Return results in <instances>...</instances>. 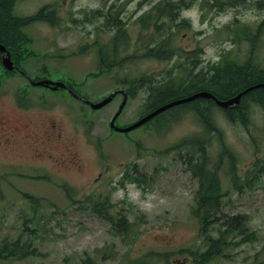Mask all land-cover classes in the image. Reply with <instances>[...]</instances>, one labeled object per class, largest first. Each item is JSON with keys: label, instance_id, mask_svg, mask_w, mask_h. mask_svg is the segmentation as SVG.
<instances>
[{"label": "rangeland", "instance_id": "374dc122", "mask_svg": "<svg viewBox=\"0 0 264 264\" xmlns=\"http://www.w3.org/2000/svg\"><path fill=\"white\" fill-rule=\"evenodd\" d=\"M208 2L16 0L17 16L31 17L45 7L56 25L37 20L23 26L20 30L29 42L18 50L21 58L15 64L32 79L70 85L91 103L115 89L126 91L128 86L120 82L125 79L152 75L160 80L167 75L175 82L184 81L193 63L187 59L192 57L197 62L191 74L219 63L226 53L240 62L253 51L255 63L264 67V4L227 9ZM168 3L175 5L174 16L156 22L154 7ZM113 9L127 29L128 45L120 57L126 60L124 68L100 74L98 44L110 41L104 23L108 25L109 12L115 15ZM183 20L187 29H179ZM260 23L252 49L247 36L238 34L241 28ZM164 32L180 54L169 61L143 57L144 46L154 44ZM190 52L194 54L185 55ZM1 68L0 244L31 242L37 255L0 264H81L86 258L95 264H135L149 254L167 264L200 263L198 253L206 250L208 237L216 239L224 229L211 222L201 227L195 212L198 180L185 166L187 158L181 161L178 155L180 141L203 134L192 113L181 112L170 121L175 113L171 112L156 126L112 132L108 122L120 95L93 111L64 90L32 87L21 74L8 75ZM146 90L128 97L115 121L117 127L138 119ZM248 107L246 126L231 123L214 109L217 128L238 167L233 169L235 178L244 177L234 189L230 167L234 159L223 157L217 170L221 211L240 217L243 226L224 234L221 255L206 264H264V106ZM205 135L210 137L205 152L211 168L219 161L220 145L211 134ZM256 159L263 162L252 175L248 169ZM96 205L114 219L124 216L131 232H114L91 210Z\"/></svg>", "mask_w": 264, "mask_h": 264}, {"label": "trees", "instance_id": "16d2710c", "mask_svg": "<svg viewBox=\"0 0 264 264\" xmlns=\"http://www.w3.org/2000/svg\"><path fill=\"white\" fill-rule=\"evenodd\" d=\"M15 2L16 0H0V44H2L6 50L10 51L11 55L14 53L17 54L20 47L27 42V37H25L20 29L37 20H48L46 15L51 14L50 12H46L47 9L43 8L31 17L17 16L14 13ZM250 3L261 8L263 7L262 4H264V0H209L208 2V4L213 7H227V9L241 7L242 5L247 6ZM174 6L173 3H168L164 7L160 5L155 6L153 9L155 14H152V18L156 22H161L165 18L171 19L174 16ZM48 22H51V20H48ZM107 22L108 25H112L117 34H115L108 47L107 45L100 47L97 67V71L100 74L110 71L113 67L124 68L122 64L126 60V58H120L128 45L125 38L127 30L124 23L121 22L116 15L110 13L107 16ZM141 23H147L146 18L143 17ZM181 24H184L185 26L188 22L183 20ZM188 26H180L179 29H186ZM261 27L262 23L257 25L256 28L253 26L249 29L241 28V32L238 36H247L246 39L249 41L250 46L253 49L255 38L260 32ZM225 30H228V27H225ZM251 32L252 36H250ZM166 33L167 32H164L160 38L154 40V44L144 46L142 56L157 61H169L172 60L175 55H179L180 52L175 51L172 44H168V39H165ZM252 52L253 51H251V53ZM19 54L20 52H18V55ZM192 54L194 53L190 52L185 55L191 56ZM192 58L187 59L193 63L187 69L184 81L175 82L171 80V77L167 78V75L160 80L156 78L152 79V75H146L139 78H131L128 81L127 79H125V81H120L121 84L128 86L127 94L131 97L138 89H148L146 90L148 94L145 100L146 104L139 114V118H142L161 105L179 98L187 97L198 91L211 93L219 100H227L239 92H242L243 94L240 97L238 106L232 109L220 108V110H222L224 117L231 123L235 124L240 122V124L246 126L247 121L245 122L242 117L247 114L246 103L250 101L249 99H258L264 95V87L252 88V86L256 84H264V67L259 66L256 63V65L254 64L253 66L254 60L251 55H248V57L239 62L226 53L225 55L220 56L219 63L202 68L196 74H191V70L197 62L196 57H194V59ZM247 88L250 89L245 91ZM215 108V104L210 99L199 98L190 103L171 108L144 125L148 126L149 124H152L153 126H156L160 123L159 119H162L164 115L168 113L171 114V112L175 113H172V117L169 119L170 121L180 117L181 112L182 114L189 112L196 117L198 123L202 127L203 134L201 136L188 137L185 140H182L177 146V148H183L185 151V155L181 157H183V159L187 158L185 165L191 174L198 179L195 207L198 222L202 228H206V225L211 222L213 226H218L220 230L221 228L224 229V232H220V237L216 239L208 237L206 250L198 253L199 264H205L213 258L220 256L223 245L225 244L224 234L227 232H238L239 230H242L241 228L243 226V220H241L240 217H228L221 211L219 199L221 189L216 171L220 167V162L223 157L231 161L234 159V155L224 144L223 134L217 128L214 114ZM170 121H166L167 124ZM166 122L163 124H166ZM163 124H161V126L165 128L167 124ZM206 133L207 135H212L211 139L213 137L216 138L220 145L218 155L219 161L211 168L208 167V156L205 152L207 145L210 144V137H204ZM260 162H263V160L256 159V161L253 162L250 171L252 175L254 172H257V168L261 167V165H259L261 164ZM232 163V166H234L235 159ZM231 175H235L233 169L231 170ZM29 200L33 204L36 203V200L34 199ZM96 208L97 205L94 209L100 213L102 212L101 209ZM101 217L106 220L110 225V228L116 233L127 235L132 230L131 223H129L124 216L117 215L116 219H114L111 214L104 211L101 213ZM35 255H37V251L32 247L31 242H21L17 239L13 242L3 241L0 244V261L8 259L21 260ZM81 264H95V262L90 258H86ZM135 264H167V261L157 258L153 254H149L141 260L135 261Z\"/></svg>", "mask_w": 264, "mask_h": 264}, {"label": "water", "instance_id": "95a60500", "mask_svg": "<svg viewBox=\"0 0 264 264\" xmlns=\"http://www.w3.org/2000/svg\"><path fill=\"white\" fill-rule=\"evenodd\" d=\"M0 53H4L5 56L2 58V64H3V67L9 71L13 70L14 69V66L12 64V62L10 61V57H9V53L5 50V48L0 45ZM32 84H34L35 86H50L52 87V89H57V88H64L65 86L62 84V83H54V82H50V81H47V80H41V81H37V82H33ZM264 86V85H262ZM117 92H114L112 94H110L107 98L103 99L101 102L97 103V104H90V107L92 109H99L101 107H103L104 105H106L107 103H109L112 98L114 97V95L116 94ZM243 93H240L239 95L231 98L230 100H227V101H219L217 100L212 94L210 93H207V92H199V93H196L192 96H189L187 98H182V99H178V100H175L173 102H169L163 106H160L158 107L157 109L153 110L152 112H150L148 115H146L145 117L141 118L140 120H138L137 122H135L134 124L128 126V127H125V128H118L114 125V120L115 118L120 114L124 104H125V96H124V99L123 101L121 102L117 112L115 113V115L111 118L110 122H109V126L114 130V131H117V132H121V133H126V132H129V131H132L136 128H138L139 126L143 125L144 123H146L147 121L151 120L153 117H155L156 115H158L159 113L171 108V107H174L176 105H180V104H184V103H188L190 101H193L197 98H206V99H213V101L220 107L222 108H227V107H230V106H236L238 103H239V99L241 97Z\"/></svg>", "mask_w": 264, "mask_h": 264}, {"label": "bare ground", "instance_id": "6f19581e", "mask_svg": "<svg viewBox=\"0 0 264 264\" xmlns=\"http://www.w3.org/2000/svg\"><path fill=\"white\" fill-rule=\"evenodd\" d=\"M262 85H264V84H256V85H254V86H252V88L254 87H264V86H262ZM253 88V89H254ZM250 89V88H249ZM248 88L247 89H245L246 91L247 90H249ZM252 101H257V103L260 105V106H264V95L262 96V97H259L258 99H251ZM247 116H248V114H245L244 116H242L243 118H244V120H245V122L247 121ZM241 117V116H240ZM240 120H241V118H240ZM240 123V122H239Z\"/></svg>", "mask_w": 264, "mask_h": 264}, {"label": "flooded vegetation", "instance_id": "af4514ba", "mask_svg": "<svg viewBox=\"0 0 264 264\" xmlns=\"http://www.w3.org/2000/svg\"><path fill=\"white\" fill-rule=\"evenodd\" d=\"M104 25L106 26V29H109V31L107 32V34H109V36H110L109 38H110V40H112L114 38L115 34H117L116 31H115V29L112 27V25H110L109 27L106 25V23H104ZM43 132L44 133H47L48 130L45 128L43 130Z\"/></svg>", "mask_w": 264, "mask_h": 264}]
</instances>
